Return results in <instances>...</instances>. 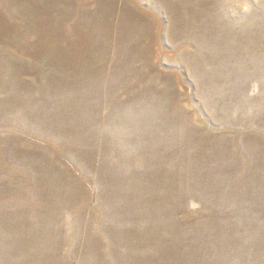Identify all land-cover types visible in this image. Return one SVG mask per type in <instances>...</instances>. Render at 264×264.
<instances>
[{
    "label": "rangeland",
    "instance_id": "rangeland-1",
    "mask_svg": "<svg viewBox=\"0 0 264 264\" xmlns=\"http://www.w3.org/2000/svg\"><path fill=\"white\" fill-rule=\"evenodd\" d=\"M0 264H264V0H0Z\"/></svg>",
    "mask_w": 264,
    "mask_h": 264
}]
</instances>
